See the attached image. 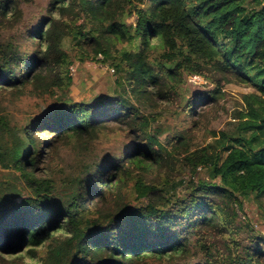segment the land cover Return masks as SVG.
<instances>
[{
	"label": "trees",
	"instance_id": "16d2710c",
	"mask_svg": "<svg viewBox=\"0 0 264 264\" xmlns=\"http://www.w3.org/2000/svg\"><path fill=\"white\" fill-rule=\"evenodd\" d=\"M25 1L0 0V31ZM40 4L0 47V92L50 100L23 126L0 117V264H264L244 208L264 219V0ZM75 64L109 69L112 93L74 100ZM194 77L214 88L190 93ZM224 84L255 93L210 131ZM68 147V174H41Z\"/></svg>",
	"mask_w": 264,
	"mask_h": 264
},
{
	"label": "rangeland",
	"instance_id": "374dc122",
	"mask_svg": "<svg viewBox=\"0 0 264 264\" xmlns=\"http://www.w3.org/2000/svg\"><path fill=\"white\" fill-rule=\"evenodd\" d=\"M39 1L41 4L38 1L33 2L32 0H28L19 5V19L15 26L12 27V29L0 31V47H2L3 44L12 43V40L15 38L16 44L18 43L21 37H23L24 26L31 18H35L38 14L37 4H43V0ZM133 21V17L128 19L130 23ZM22 43L24 42L22 41ZM22 49H24V47ZM123 50H134V46L124 44ZM111 75V71L106 67L102 68L90 64H75L71 71L73 79L70 89L71 97L77 101L90 99L93 96L101 94H111L113 90ZM186 88L190 93H194L201 90H212L214 85L207 83L203 78L197 77V79L189 78L186 83ZM219 91V99L215 110H213L214 108L209 110L205 109L203 113L205 114L207 111L211 112L207 130L215 132L232 129V127L237 124L235 119L237 118V113L245 109L243 96L255 93L253 88L240 87L233 84H224L219 87ZM48 102H50L49 99L36 98L28 92L25 94L0 92V117L11 120L13 124L19 125L18 127H20L23 126L25 122H28L32 116L37 115L43 110ZM103 143H105L103 147L110 151L116 146L114 140L104 141ZM36 149L37 147L35 144L32 151L34 156ZM77 153V150L73 147L59 149L51 160L47 161V159L42 158L38 170L43 174V168L47 167L46 171H49L52 176L61 178L68 174L69 168L73 164ZM2 171L8 174L10 172V170L6 171L4 169H2ZM11 172L17 175V173ZM6 181L14 183L9 177L6 178ZM244 208L248 217L251 219L254 229L264 235V219L262 218V213L258 204L253 201H246Z\"/></svg>",
	"mask_w": 264,
	"mask_h": 264
},
{
	"label": "built area",
	"instance_id": "2783aa9c",
	"mask_svg": "<svg viewBox=\"0 0 264 264\" xmlns=\"http://www.w3.org/2000/svg\"><path fill=\"white\" fill-rule=\"evenodd\" d=\"M191 79H197V77L191 78Z\"/></svg>",
	"mask_w": 264,
	"mask_h": 264
}]
</instances>
